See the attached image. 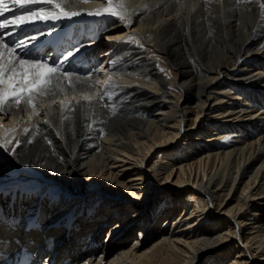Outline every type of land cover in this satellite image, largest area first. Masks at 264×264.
Segmentation results:
<instances>
[{
    "label": "bare ground",
    "instance_id": "obj_1",
    "mask_svg": "<svg viewBox=\"0 0 264 264\" xmlns=\"http://www.w3.org/2000/svg\"><path fill=\"white\" fill-rule=\"evenodd\" d=\"M58 2L81 14L23 31L51 30L35 58L79 48L64 65L74 75L35 111L0 113V251L20 242L44 264H264V0H123L124 20L87 14L105 0ZM187 122L201 139L190 153L174 148ZM160 145L159 183L174 175V187L132 190L126 162ZM143 166L135 177L155 175Z\"/></svg>",
    "mask_w": 264,
    "mask_h": 264
},
{
    "label": "snow or ice",
    "instance_id": "obj_2",
    "mask_svg": "<svg viewBox=\"0 0 264 264\" xmlns=\"http://www.w3.org/2000/svg\"><path fill=\"white\" fill-rule=\"evenodd\" d=\"M80 2L87 3L88 0H80ZM105 3L109 7L96 9L87 14L96 16L109 14L117 16L120 20L125 19L126 10L123 0L115 7H113L114 0H105ZM117 8L122 11H117ZM5 14H10L7 19L3 18ZM80 14V12L66 11L58 0H0V113H3L4 109L7 108L10 115L11 111L20 107L22 102L25 111L29 107L35 111L34 101L37 96L48 95L54 81L67 79L71 84L69 78L74 74L66 71L64 65L69 58L75 56L79 48L66 49L56 59L48 56L43 58L32 57L30 49L35 48L40 37L51 35V30L47 33L36 30L34 34H29L23 31V28L34 27L37 22L71 18ZM10 26H14L12 31H5ZM13 33H17L15 39H6L11 37ZM76 80L80 82L78 75ZM110 86L106 82V88ZM60 90L63 91V89ZM52 94L55 95V92ZM104 95H108V93L105 91ZM104 95L100 96L101 100ZM91 99L93 97L87 95L83 97L85 102ZM76 103L80 102L76 101ZM61 104L67 107L63 101ZM36 114L39 115L38 112ZM14 131L15 129L5 130V132ZM25 131L28 130L25 129ZM0 147H6V144L0 143Z\"/></svg>",
    "mask_w": 264,
    "mask_h": 264
},
{
    "label": "rangeland",
    "instance_id": "obj_3",
    "mask_svg": "<svg viewBox=\"0 0 264 264\" xmlns=\"http://www.w3.org/2000/svg\"><path fill=\"white\" fill-rule=\"evenodd\" d=\"M168 70L171 71V73H169V74H171L170 77H171V79H173L174 73L176 72V68L173 67L170 63H167V67L165 68V72L167 73V75H168ZM259 83H260V86L263 87V88H260V89L264 90V80L263 81H259ZM172 88H175V86L172 85ZM247 113H243L242 116L248 117L249 115H245ZM263 115L264 114H261V116H263ZM182 129L186 133V135L184 133V136H181L178 139V141L174 142V148L177 149L178 151L179 150L182 151V150L185 149L186 153H190V152H192L193 149H196V148L192 147V146H187V144L191 143V142H200L201 139H195L194 140V139L191 138L192 136H188V133L195 134L196 130H197L196 127H191V124L189 122H187L186 125L182 127ZM169 148L170 147H168L166 145L157 146L155 152L151 156L147 157V161L145 162V164H142L140 162H136L134 160H129V161L126 162L127 163L126 165H130V167L127 168L126 170H124V173H125L124 176L127 178V182L129 184H131L130 187H131L132 190H137V191L145 190L146 191V189H148V188H151V189H169L170 187H174L173 181L176 179V176H174V175H173V177H172L170 182H165L164 184H160L159 183V181L162 180V177H163L165 171H167L169 169V167L166 166V164L169 161V160H167L169 157L166 154L168 152L167 150H170ZM170 160L171 161H177L175 159L174 160L170 159ZM143 165H146L145 169H147L148 171H150L152 173H155V175H149L147 178L144 177V176L135 177V174L138 171L139 167L140 168L142 167L144 169ZM192 185H195V183H189V184H186L185 186L188 187V186H192ZM106 186H107L106 182H105V184L101 183V188L103 190L111 192L112 190L110 188L106 187ZM125 200H129V199H125ZM162 222H163V218H161L159 220L158 225L160 226L162 224ZM112 223H113V221H111L107 225L110 226ZM248 225H251V224H248ZM198 226H199L198 224H195L193 226H188L187 227V225L184 224L182 227L185 228L186 230H193V229H195ZM104 228L106 229L107 227L104 226ZM244 232L248 233V229H245ZM135 235H139L138 232H137V234L135 233ZM133 237H134V235L132 237H130L131 239H129V243L134 241ZM103 239H104V237H103ZM152 239L153 238L150 237L149 238V242H151ZM113 245H114V241L108 247L111 249ZM237 249L238 248L233 246L231 254H233L234 256L235 255H239V256H245L246 255L244 253L241 254V253L237 252ZM255 258H258V257L255 256ZM43 260H44V257H43Z\"/></svg>",
    "mask_w": 264,
    "mask_h": 264
}]
</instances>
